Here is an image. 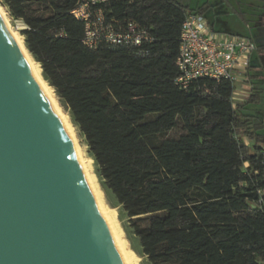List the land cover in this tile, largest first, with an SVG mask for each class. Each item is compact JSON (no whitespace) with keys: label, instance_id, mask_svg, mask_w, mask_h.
I'll use <instances>...</instances> for the list:
<instances>
[{"label":"trees","instance_id":"obj_1","mask_svg":"<svg viewBox=\"0 0 264 264\" xmlns=\"http://www.w3.org/2000/svg\"><path fill=\"white\" fill-rule=\"evenodd\" d=\"M0 1L22 21L28 52L150 263L264 264V120L247 113L260 97L237 103L227 81H199L188 92L175 84L183 22L203 16L205 6H99L108 23L135 21L149 30L155 41L139 56L104 42L87 47L85 23L72 14L80 0Z\"/></svg>","mask_w":264,"mask_h":264},{"label":"water","instance_id":"obj_2","mask_svg":"<svg viewBox=\"0 0 264 264\" xmlns=\"http://www.w3.org/2000/svg\"><path fill=\"white\" fill-rule=\"evenodd\" d=\"M17 51L0 19V264H128Z\"/></svg>","mask_w":264,"mask_h":264},{"label":"built area","instance_id":"obj_3","mask_svg":"<svg viewBox=\"0 0 264 264\" xmlns=\"http://www.w3.org/2000/svg\"><path fill=\"white\" fill-rule=\"evenodd\" d=\"M107 2L108 0H80L78 7L72 12L76 19L85 23L84 44L95 49L104 42L111 47L129 49L139 56L145 55L143 46L155 41L149 30L135 21L118 26L108 23L103 10L99 8ZM257 50L258 46L252 39L216 32L204 16L190 14L185 18L181 29L180 52L176 62L179 75L175 84L181 91L188 92L199 81L216 84L227 81L235 89L232 96L235 101L240 94L249 90L247 79L251 57ZM205 89L204 85L203 90ZM262 162L264 164V150ZM258 194L260 201L264 203V190L258 191Z\"/></svg>","mask_w":264,"mask_h":264},{"label":"rangeland","instance_id":"obj_4","mask_svg":"<svg viewBox=\"0 0 264 264\" xmlns=\"http://www.w3.org/2000/svg\"><path fill=\"white\" fill-rule=\"evenodd\" d=\"M176 1L182 2L183 4L188 3L185 2L186 0H176ZM208 1L212 9L207 14V17L214 24L216 29L220 31L228 32V34L230 35L250 36L249 26L252 25V23L246 21L250 19L251 14H250V10L244 6L245 3L243 0H193L192 4L190 5L192 8H196L199 4L201 5ZM0 8L5 13L9 28L12 29V31H14V33L17 34L19 40L25 45V48L27 49V46L25 44V39L21 34L22 30H24L22 21L15 20L14 18H12L9 12L7 11V9L4 6H2L1 1H0ZM30 58L32 63L34 64L36 71L39 72L45 84L50 88L51 95L56 103L57 108L64 116L67 125L71 129V134L73 135V139L78 148L82 163L84 167H86L85 170L87 171L86 173L89 177V180L93 185V188L96 192V196L99 202L101 203V206L104 209L105 213L107 214L108 219L113 227V230H115V233L119 238V241L122 244L124 251L126 252V255L129 257L132 264H152L148 260L147 256L143 254L140 240L138 237L134 235L133 229L131 227L130 219L128 218L127 213L124 211L123 207L117 203L114 196L105 188L104 182L98 173V167L95 161L93 160V158L88 153V148L83 138L81 137L78 129L72 123L68 110L63 105L60 98L57 96L55 90L52 87H50L49 84L44 80L40 65L33 59L31 55ZM241 100L243 99L240 98V100L235 102L241 104L242 102ZM250 109L253 110V113L255 115L260 116L264 120V99L262 100V102H260L257 105H251ZM178 134H179V130H175L171 134V136H177ZM261 134L264 135V129L261 132ZM68 137L70 138L69 135Z\"/></svg>","mask_w":264,"mask_h":264},{"label":"crops","instance_id":"obj_5","mask_svg":"<svg viewBox=\"0 0 264 264\" xmlns=\"http://www.w3.org/2000/svg\"><path fill=\"white\" fill-rule=\"evenodd\" d=\"M192 1L193 0H186L185 2H188L187 4H183L182 2L179 3L195 10L201 8L202 6H205L206 8L203 16L206 18L207 22L213 28V30H215L216 32L228 34V32L216 29L214 24L210 21V19H208L207 14L212 9L209 1L201 5L199 4L196 8L191 7L190 4H192ZM243 1L245 3L244 6L250 10L251 14L250 19L246 22L252 23V25L249 26L250 36L244 35V37L252 39L258 46V50L251 57V66L247 79V84L249 85L250 91L248 90L247 92L242 93V95L240 94L235 101H238L240 100V98H242L243 100L241 101L244 102L247 101L252 95H258L261 100L260 102H262V100L264 99V0ZM239 89L240 86H238V90ZM247 113L255 115L253 113V110L250 109V106L247 107ZM262 131L259 132L260 135H262ZM244 143L246 146H253L252 143L247 139L244 140Z\"/></svg>","mask_w":264,"mask_h":264},{"label":"bare ground","instance_id":"obj_6","mask_svg":"<svg viewBox=\"0 0 264 264\" xmlns=\"http://www.w3.org/2000/svg\"><path fill=\"white\" fill-rule=\"evenodd\" d=\"M0 19L1 21L3 22V24L6 26V28L9 30L10 34H11V37L13 38V41L15 43V46L17 48V52L18 54L20 55V57L22 58L28 72L30 73V75L32 77L35 78V80L38 82L39 86L41 87L46 99L49 101L51 107L53 108V110L55 111L58 119L60 120L61 124L63 125L66 133L70 136V139H71V143L73 145V149L75 151V153L77 154V157H78V162H79V166L81 167V171L85 177V179L87 180V184H89V188L91 190V193L93 194V198L95 200V204L97 206V209L99 211V213L101 214L102 218L104 219L105 222H107L108 224H110L112 230H113V227L108 219V216L107 214L105 213L104 209L102 208L101 206V203L99 202L97 196H96V192L93 188V185L91 184L90 180H89V177L87 175V171L85 170L86 167H84L83 163H82V160L80 158V155H79V151H78V148L75 144V141L73 139V135L71 134V129L69 128V126L67 125V122L64 118V116L61 114V112L59 111V109L57 108L56 106V103L55 101L53 100V97L51 95V90L50 88L45 84V82L43 81V79L41 78L40 74L38 71H36L35 67H34V64L32 63L31 61V58H30V55L27 51V49L25 48V45L19 40L18 36L16 33H14V31H12V29L9 28L8 26V22H7V18L5 16V13L4 11L0 8ZM33 79V78H32ZM118 242H119V245L128 261V264H132L131 260L129 259V257L126 255V252L124 251V248L122 246V244L120 243L119 241V238L117 237L116 233H115V230H113Z\"/></svg>","mask_w":264,"mask_h":264}]
</instances>
